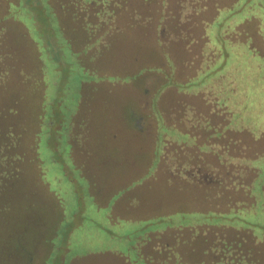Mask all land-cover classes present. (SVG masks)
<instances>
[{
    "label": "rangeland",
    "instance_id": "rangeland-1",
    "mask_svg": "<svg viewBox=\"0 0 264 264\" xmlns=\"http://www.w3.org/2000/svg\"><path fill=\"white\" fill-rule=\"evenodd\" d=\"M0 178V264H264V0H0Z\"/></svg>",
    "mask_w": 264,
    "mask_h": 264
},
{
    "label": "crops",
    "instance_id": "crops-1",
    "mask_svg": "<svg viewBox=\"0 0 264 264\" xmlns=\"http://www.w3.org/2000/svg\"><path fill=\"white\" fill-rule=\"evenodd\" d=\"M194 112L195 111L193 109H191V108H186V109L185 108H179V113H175L174 112V116L176 117L175 122H173V118H172L170 124L173 125L174 128H176V127L179 128V127H181V125H183V124L186 125V123H187L188 124L187 126L190 128L188 130L191 131L192 134H194V135H197V130H200V128L197 129L198 128V124H201L202 126H204V125L207 124L206 126H208V128H211V130H213L212 132L215 134V131H217V129L215 128V125L211 121L210 117L207 116V115L206 116H202V115H205V114H200V111H197V113H196V116H199V120H198V123L194 127L195 130H196L195 133L191 130L193 128V125L194 124H191L190 122H188L189 120L186 119V118L185 119H183V118L182 119L181 118H177V116H183V115L186 116L187 114L190 115V113L194 114ZM200 117H202V119H200ZM208 117H209V119H208ZM203 118H205V120H203ZM214 139H216V138H214ZM200 141H202V140H200Z\"/></svg>",
    "mask_w": 264,
    "mask_h": 264
},
{
    "label": "trees",
    "instance_id": "trees-1",
    "mask_svg": "<svg viewBox=\"0 0 264 264\" xmlns=\"http://www.w3.org/2000/svg\"><path fill=\"white\" fill-rule=\"evenodd\" d=\"M1 179V178H0Z\"/></svg>",
    "mask_w": 264,
    "mask_h": 264
}]
</instances>
